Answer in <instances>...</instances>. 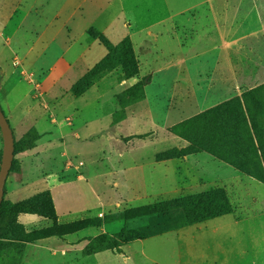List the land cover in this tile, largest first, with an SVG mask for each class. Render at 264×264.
<instances>
[{
  "label": "rangeland",
  "instance_id": "rangeland-1",
  "mask_svg": "<svg viewBox=\"0 0 264 264\" xmlns=\"http://www.w3.org/2000/svg\"><path fill=\"white\" fill-rule=\"evenodd\" d=\"M4 1L15 8V23L21 17L10 45L25 58L24 68L10 63L13 73L7 72L3 83L0 69V107L16 141L33 125L14 107L15 98L28 95L35 111L50 119L47 105L72 93L106 55L95 34L113 45L128 38L138 74L125 79L118 67L87 90L92 89L85 94L91 114L103 113L97 122L105 129L70 147L67 162L76 183L55 199L68 213L58 225H97L26 243L0 264H264V182L236 167L252 166L248 111L257 113L264 136V0ZM74 4L75 15L65 24ZM109 8H117L118 17L106 36L99 29V13ZM51 34H57L54 41ZM5 42L7 34L0 38V53ZM60 58L61 65L71 67L50 89L40 76ZM251 92L258 103L247 97ZM118 97L128 105L123 111ZM114 115L120 121L112 126L107 118ZM146 139L149 143L142 144ZM172 151L184 155L166 159ZM258 166L261 174L264 167ZM31 190L21 199L39 191ZM207 190L222 191L231 213L196 225L177 220L143 229L147 238L121 246L119 253L84 254L93 237L142 226L144 220L121 219L126 211ZM10 193L8 176V201ZM51 225L42 218L32 231Z\"/></svg>",
  "mask_w": 264,
  "mask_h": 264
},
{
  "label": "trees",
  "instance_id": "trees-1",
  "mask_svg": "<svg viewBox=\"0 0 264 264\" xmlns=\"http://www.w3.org/2000/svg\"><path fill=\"white\" fill-rule=\"evenodd\" d=\"M93 37L105 48L106 55L71 88V92L75 97H80L93 83L101 80L115 68L120 67L122 69L125 79L134 78L138 74L135 54L128 38H124L118 44L113 45L102 36L95 34ZM255 94L256 92H251L247 97L256 104L258 102L254 96ZM118 104L122 111L128 106L122 97H118ZM247 113L249 115L250 132L253 134L252 138L247 132V141L253 157L249 163L252 166L246 168L236 165V167L240 172L256 176L258 180L264 182V172L258 174V165L261 164L264 167V136L256 123L257 113L255 114L253 109ZM119 121L114 115L111 125L114 126ZM41 137L42 135L32 128L21 140L16 141L14 138V157L18 153L33 149ZM209 150L212 155H215V151L210 148ZM1 153L2 151H0ZM183 155L184 152L172 151L165 158L177 159ZM18 170V163L13 159L10 173H16ZM4 197L5 188L3 200L0 204V261L9 251L19 253L26 243L49 239L53 236L70 235L97 225L88 221H80L72 225H58V218L48 192L40 193L17 203H12ZM230 213L231 207L227 197L220 190H207L193 196L155 203L142 210L126 211L120 216L121 219L127 222L144 220L140 228L122 229L114 235L100 234L87 241L83 252L86 256H93L105 251L119 253L121 246L146 239L148 235L143 229L157 227L177 220H184L188 225H196L221 218ZM21 214L42 217L49 220L52 225L45 229L27 232L24 226L18 222V216Z\"/></svg>",
  "mask_w": 264,
  "mask_h": 264
},
{
  "label": "crops",
  "instance_id": "crops-1",
  "mask_svg": "<svg viewBox=\"0 0 264 264\" xmlns=\"http://www.w3.org/2000/svg\"><path fill=\"white\" fill-rule=\"evenodd\" d=\"M77 1L79 3L80 0ZM13 9L15 8L12 4L7 5L5 1L3 2V0H0V38H2L4 34H7L8 37V42H5L2 53H0L2 83L4 79L6 80L7 72L13 73L10 63H12V65L15 63L20 64L22 68L25 66L23 64L25 59L24 53L15 46L10 45L18 34L21 26L20 15H18L20 17L18 19L19 21L16 23L14 22L16 15L12 14ZM87 9L88 11L91 10L90 8ZM116 9L117 8L100 9L101 12L99 15L101 19L99 29L106 36L108 35L107 31L111 29L118 17V10ZM126 13L129 17H134V14L129 10L126 11ZM74 15L75 4L73 5L72 11L64 18L63 21H65V24H68ZM122 15L127 18L126 14L123 13ZM59 16L60 13L54 16L57 25L60 19ZM132 22L135 23L134 21ZM56 35L57 34H51L50 40L54 41ZM213 37L211 38L212 40L214 39ZM15 60H17V62H14ZM61 60V58L56 60L53 65L40 76L42 85L48 84L49 88L52 89L64 79L70 70L71 63L67 62V64L61 65ZM26 78L27 76L23 77V82L28 84L25 81ZM15 81L19 82L17 79ZM91 90L92 89L86 91L80 97H74L72 93L67 92L63 97L48 104L46 109L51 112L52 117H50V119H47L42 113H37L35 111V105L28 98V95L20 94L15 98L14 107L17 111H20L22 118L31 121L33 125L32 128L41 134L42 137L36 142L33 149L18 153L14 157L18 163L19 170L16 173H10L8 175L9 185L11 186V193L9 194L10 202L17 203L26 200L28 198L21 199V195L32 191L31 189H39L33 196L48 192L59 222L62 221L64 217L68 216L67 212L58 209L55 199L59 196V193H63L65 190L67 191L69 186L76 183L70 173L72 171V163L69 161L67 162L71 154L69 152L70 147L74 145L76 141L97 135L105 129V127H101L97 122V118H99L100 115L103 116V113L97 111L93 113V115L91 114L90 110L93 105L89 103L90 100H88L86 97L87 95H85L87 92H91ZM13 91L14 88L11 93ZM108 121H112V118L111 120L107 118V122ZM141 142L146 145L149 143V140L146 139ZM49 168L52 172L48 170ZM49 172H51V174H48ZM41 220L42 218L36 215L21 214L18 216V222L24 226L27 232H31Z\"/></svg>",
  "mask_w": 264,
  "mask_h": 264
},
{
  "label": "water",
  "instance_id": "water-1",
  "mask_svg": "<svg viewBox=\"0 0 264 264\" xmlns=\"http://www.w3.org/2000/svg\"><path fill=\"white\" fill-rule=\"evenodd\" d=\"M0 134L2 140V153L0 158V204L4 196L6 180L10 173L14 159V137L11 127L0 107Z\"/></svg>",
  "mask_w": 264,
  "mask_h": 264
}]
</instances>
